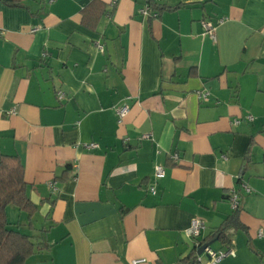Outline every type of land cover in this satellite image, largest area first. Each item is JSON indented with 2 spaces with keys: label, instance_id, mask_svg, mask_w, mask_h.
<instances>
[{
  "label": "crops",
  "instance_id": "0c3cea01",
  "mask_svg": "<svg viewBox=\"0 0 264 264\" xmlns=\"http://www.w3.org/2000/svg\"><path fill=\"white\" fill-rule=\"evenodd\" d=\"M161 4L0 0V156L20 157L37 205L32 226L7 217L50 245L31 264H181L196 241L264 264V0ZM234 193L228 246L214 232Z\"/></svg>",
  "mask_w": 264,
  "mask_h": 264
},
{
  "label": "trees",
  "instance_id": "16d2710c",
  "mask_svg": "<svg viewBox=\"0 0 264 264\" xmlns=\"http://www.w3.org/2000/svg\"><path fill=\"white\" fill-rule=\"evenodd\" d=\"M154 9L160 13L165 6L155 5ZM152 17V16H151ZM27 182L24 177V166L17 155L0 156V264H26L27 260L40 250L50 247L43 241L45 231L35 235L23 232L11 225L7 217V206L14 204L28 213L30 225L32 216L37 211V205L27 194ZM235 213L217 228L214 235L228 246L231 244L237 223L239 206L234 209ZM201 245L204 244L200 241ZM196 247L191 254L181 260V264H198Z\"/></svg>",
  "mask_w": 264,
  "mask_h": 264
},
{
  "label": "built area",
  "instance_id": "2783aa9c",
  "mask_svg": "<svg viewBox=\"0 0 264 264\" xmlns=\"http://www.w3.org/2000/svg\"><path fill=\"white\" fill-rule=\"evenodd\" d=\"M165 0H143V7L141 8V12L145 15H150L154 18L159 17L160 12L156 9H154L155 5H161L162 2H164ZM113 4H116L117 0H112ZM205 31L207 34L210 35L211 38H213L214 40L216 39V33H215V26L213 25L212 22L208 21V20H204L202 22ZM58 96L60 98L65 96V93L62 90H59L58 92ZM200 97L202 99H207L209 98V92L205 91L202 92L200 94ZM130 112V106L128 104H122L116 107V114H117V120L119 124H122L124 119L126 118V116L128 115V113ZM235 122H239V120H235ZM90 148H95L98 146L97 143H91L89 145H87ZM175 158H177V155L174 156ZM165 174V167L163 165H156L155 167V176L156 177H162ZM53 188L56 189V185L53 183ZM243 186L246 188L247 191H250L251 189L244 185ZM148 189L150 190V192L152 193H156V188L154 184H150ZM231 203L233 204L234 208H237L239 206V197L238 194L234 193L231 195ZM205 228L204 222L199 219V218H194L192 220L191 225L189 226V228L187 229V234L189 236L194 237L195 239L199 238V236L202 233V230ZM201 243L200 241H196L195 242V247L197 248V250H199L201 248ZM235 255V251L231 248H229L227 251H222V250H215L213 249L211 246H207L204 249V252L202 255L198 254V264L202 263V256L203 255H207L208 256V261L205 264H217L218 262H220L224 257H226L227 255ZM146 263V259L145 258H140V259H135L132 261V264H145Z\"/></svg>",
  "mask_w": 264,
  "mask_h": 264
},
{
  "label": "rangeland",
  "instance_id": "374dc122",
  "mask_svg": "<svg viewBox=\"0 0 264 264\" xmlns=\"http://www.w3.org/2000/svg\"><path fill=\"white\" fill-rule=\"evenodd\" d=\"M11 206H13L17 211H19V210H21L19 207H17L16 205H14V204H10ZM12 208V207H11ZM22 212H23V216H25V215H27V214H25V212H24V210H22ZM16 218V220H17V218H18V216H15ZM23 220V219H22ZM23 223V222H22ZM21 229H22V231H25V232H27L26 231V229L24 228L25 226L24 225H22L21 224V226H19ZM26 228H29L28 226H26ZM31 229V228H30ZM32 231V230H31ZM27 261H29V259L27 260ZM26 264H31V262L29 261V262H27Z\"/></svg>",
  "mask_w": 264,
  "mask_h": 264
},
{
  "label": "water",
  "instance_id": "95a60500",
  "mask_svg": "<svg viewBox=\"0 0 264 264\" xmlns=\"http://www.w3.org/2000/svg\"><path fill=\"white\" fill-rule=\"evenodd\" d=\"M207 246H211V242L203 244V245L201 246V248L198 250V254H199V255H202L203 252H204V249H205Z\"/></svg>",
  "mask_w": 264,
  "mask_h": 264
}]
</instances>
